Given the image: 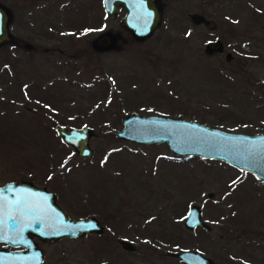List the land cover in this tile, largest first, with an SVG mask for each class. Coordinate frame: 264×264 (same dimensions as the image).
Listing matches in <instances>:
<instances>
[{
  "label": "rangeland",
  "instance_id": "obj_1",
  "mask_svg": "<svg viewBox=\"0 0 264 264\" xmlns=\"http://www.w3.org/2000/svg\"><path fill=\"white\" fill-rule=\"evenodd\" d=\"M157 1L160 24L136 41L119 24L124 10L108 18L100 0H0L12 35L0 45V185L44 187L66 216L102 228L33 237L43 264H183L169 255L181 250L211 264H264V184L113 133L129 113L264 132V0ZM193 13L215 28L192 24ZM103 31L120 35L115 48L92 50ZM214 40L222 50L206 53ZM59 124L91 128L88 158L63 142ZM190 205L204 226H183Z\"/></svg>",
  "mask_w": 264,
  "mask_h": 264
},
{
  "label": "water",
  "instance_id": "obj_2",
  "mask_svg": "<svg viewBox=\"0 0 264 264\" xmlns=\"http://www.w3.org/2000/svg\"><path fill=\"white\" fill-rule=\"evenodd\" d=\"M101 6L108 18H113L123 9L119 24L136 41L148 37L160 24L161 6L157 0H101ZM189 20L192 24H202L208 30L215 28V22L201 14H190ZM9 23L10 11L0 4V45L12 42ZM118 39V33L103 31L89 45L97 52L108 51L115 48ZM221 50L217 40L210 41L205 47L208 54ZM230 59L231 55L226 52L225 62ZM120 122L121 128L113 131L118 139L139 145L163 144L175 156L220 161L264 182V134L232 132L162 115L129 113ZM56 133L78 156L88 158L91 155L88 146L92 135L90 128L58 127ZM0 190H3L0 192L3 204L0 208V243L4 248H16L13 251L0 248V264H43L42 251L33 237L52 242L61 237L78 238L101 232V225L92 216L75 219L66 216L56 204L54 194L44 187L27 181H11L1 185ZM183 226L189 230L204 226L197 206H189ZM122 247L132 249L126 243H122ZM169 255L184 264H211L210 259L198 251L181 250Z\"/></svg>",
  "mask_w": 264,
  "mask_h": 264
},
{
  "label": "flooded vegetation",
  "instance_id": "obj_3",
  "mask_svg": "<svg viewBox=\"0 0 264 264\" xmlns=\"http://www.w3.org/2000/svg\"><path fill=\"white\" fill-rule=\"evenodd\" d=\"M33 110V109H32ZM60 126H57L56 128H55V132H56V130H57V128L58 127H63V128H68V127H66V126H64V125H61V124H59ZM259 133H261V134H264V132H259ZM257 180V179H256ZM260 183H262V184H264V182H262V181H260V180H258ZM4 245L3 244H0V247H2L4 250H14V248H4L3 247ZM206 257V256H205ZM209 259V258H208ZM184 264V263H183Z\"/></svg>",
  "mask_w": 264,
  "mask_h": 264
},
{
  "label": "snow or ice",
  "instance_id": "obj_4",
  "mask_svg": "<svg viewBox=\"0 0 264 264\" xmlns=\"http://www.w3.org/2000/svg\"><path fill=\"white\" fill-rule=\"evenodd\" d=\"M3 190H0V192H2ZM2 206H3V204H2V197H0V208H2ZM93 227H94V225H93ZM0 238H2V237H0Z\"/></svg>",
  "mask_w": 264,
  "mask_h": 264
},
{
  "label": "trees",
  "instance_id": "obj_5",
  "mask_svg": "<svg viewBox=\"0 0 264 264\" xmlns=\"http://www.w3.org/2000/svg\"><path fill=\"white\" fill-rule=\"evenodd\" d=\"M220 76H221V75H220ZM221 77H222V76H221ZM215 125H216V123H215ZM215 125H214V126H215ZM215 127H218V126H215Z\"/></svg>",
  "mask_w": 264,
  "mask_h": 264
}]
</instances>
